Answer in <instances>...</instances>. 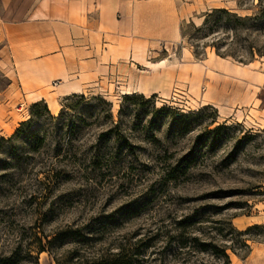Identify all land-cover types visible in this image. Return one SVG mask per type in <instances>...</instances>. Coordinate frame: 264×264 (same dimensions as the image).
I'll return each mask as SVG.
<instances>
[{"label": "rangeland", "instance_id": "obj_1", "mask_svg": "<svg viewBox=\"0 0 264 264\" xmlns=\"http://www.w3.org/2000/svg\"><path fill=\"white\" fill-rule=\"evenodd\" d=\"M50 1L76 18L59 59L16 43L0 70V264H264V0Z\"/></svg>", "mask_w": 264, "mask_h": 264}, {"label": "crops", "instance_id": "obj_2", "mask_svg": "<svg viewBox=\"0 0 264 264\" xmlns=\"http://www.w3.org/2000/svg\"><path fill=\"white\" fill-rule=\"evenodd\" d=\"M43 1L44 0H0L1 71L5 72L11 69H18L14 66L15 60L12 47V45H15L16 43L18 44V48L23 46L29 50L28 52L22 51L21 53L24 55H30L31 49H36V55H40L37 59L40 62V67L41 64L49 62L46 56H52L50 59L54 58L55 60H58L59 56L57 54H60L61 50L65 46L64 40H66V42L68 39L72 40L71 35L74 34L73 31L77 30V27L74 26L75 29H72V24L70 23L76 18L72 17L66 8L64 14L62 2L56 3L50 0L49 2L45 1L47 2V9H44L43 7L46 3ZM70 3H72V1L67 0L65 2V7H68ZM48 52L52 53L48 55ZM30 67L31 66H29L27 71H34V69ZM43 71L39 70V78L47 77L49 72L47 69ZM254 73L255 72H253L252 76L258 74L262 75L260 81L254 84L257 86L264 85V73ZM246 79L250 80L249 77ZM70 81H61L60 85H58L59 91H78L80 89L77 82ZM27 86L29 88L40 87L39 84L31 81H27ZM135 87L138 88L137 84ZM139 87L142 88V85ZM43 93H45L44 90ZM69 93L72 92H66L65 94ZM39 96H41L40 98L45 97L44 95ZM256 99L259 101L258 103H260V100L258 98ZM259 111L262 113V119H264V107H259Z\"/></svg>", "mask_w": 264, "mask_h": 264}, {"label": "trees", "instance_id": "obj_3", "mask_svg": "<svg viewBox=\"0 0 264 264\" xmlns=\"http://www.w3.org/2000/svg\"><path fill=\"white\" fill-rule=\"evenodd\" d=\"M215 12L219 13H225V15L231 16L234 20V22L236 23H241L244 22L245 20H247V17H240V16H236V14H231L228 11H226L225 9H215ZM211 16V14H208L206 16V20L204 21V24H206L208 18ZM38 104L35 103L33 106H37ZM29 121H22L20 122V127L17 128L16 133L20 132L22 127L27 125L29 126ZM2 140H4L2 137H0V147H1V142ZM42 141V137L34 135L32 142L38 144ZM69 234V236L71 237H75V238H79V237H83L84 234L81 233L80 229H66V230H61L56 232V234H54L50 239H47L46 235V242L45 244H42V240L39 238L37 239L38 241V250L40 252L42 251H47L49 254L51 252L52 246L55 244V242L60 239L63 238L65 235ZM73 235V236H72ZM177 243L179 245L180 248H183L187 245L188 240L186 238H184L183 233H180V236L176 237ZM191 240L193 241H197V238H192ZM212 245V244H211ZM244 246H246L245 243H243ZM200 246L204 248L206 247V245L204 243H200ZM212 249H214V252H217L218 254H220V256H222L224 258V263L225 264H230L228 255L225 253V249L224 248H219L215 245L211 246ZM54 260H55V264H64L66 261V256H62L61 258H58V256H53ZM12 259H10L9 264L13 263L11 261ZM135 258L132 254H130V252H127L124 248H120L117 252H108L107 254L103 255V256H98V257H93L91 260H87L86 262H84L83 264H135L134 263ZM80 264V263H79Z\"/></svg>", "mask_w": 264, "mask_h": 264}, {"label": "bare ground", "instance_id": "obj_4", "mask_svg": "<svg viewBox=\"0 0 264 264\" xmlns=\"http://www.w3.org/2000/svg\"><path fill=\"white\" fill-rule=\"evenodd\" d=\"M138 86H140V85H138ZM132 92L143 93V90H142L141 87H139V88H137V89H135V90H133V88L129 87V88H127V89L125 90L124 93L131 94ZM47 105H48V109H49L52 113H56V112H57V110H58V104H57V102H56L54 99L50 98V99L47 101Z\"/></svg>", "mask_w": 264, "mask_h": 264}]
</instances>
